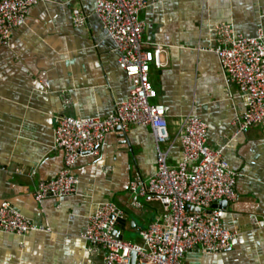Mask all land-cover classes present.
<instances>
[{"label":"crops","instance_id":"0c3cea01","mask_svg":"<svg viewBox=\"0 0 264 264\" xmlns=\"http://www.w3.org/2000/svg\"><path fill=\"white\" fill-rule=\"evenodd\" d=\"M75 10H82L83 26L75 24ZM141 19L144 49H167V66H153L150 80L157 91L152 103L167 110L168 163L181 162L183 120L195 115L208 125L213 149L227 145L224 157L238 174V200L223 207L224 225L238 232L232 248L220 254L196 248L184 262L264 264V125L234 137L245 103L213 51L223 24L248 37L264 31V0L164 1ZM119 58L95 15V0H40L10 45L0 47V206L10 202L50 229L25 237L0 230V264H105V251L82 237L101 205L113 202L125 211L118 230L131 243H141V230L163 216L160 201L142 199L136 208L130 194L135 178L148 180L157 171L156 139L148 126L112 132L99 157L82 158L74 168L80 180L76 195L42 202L34 197L38 185L64 167V155L55 148L57 118H106L128 99Z\"/></svg>","mask_w":264,"mask_h":264},{"label":"built area","instance_id":"2783aa9c","mask_svg":"<svg viewBox=\"0 0 264 264\" xmlns=\"http://www.w3.org/2000/svg\"><path fill=\"white\" fill-rule=\"evenodd\" d=\"M39 1L0 0V47L10 45L13 33L25 26ZM164 1L173 0H95V15L120 53L119 66L128 79L130 95L106 118H57L55 148L64 155V167L55 179L41 182L34 194L37 202L76 195L80 185L74 173L76 164L84 157H99L108 134L126 132L132 126L151 127L157 146V171L148 180L135 178L130 194L133 207L140 208L142 199H156L163 204L164 214L141 230V243H131L122 239L118 230L125 211L113 202L101 205L82 237L105 251V264H132L133 255L136 264H186V255L194 249L206 254L224 253L238 236L224 225V210L219 207L223 201L237 202L238 174L224 157L227 145L217 149L210 146L205 121L195 115L183 120L182 160L178 166L168 163L169 153L164 148L170 140L167 110L152 103L157 91L150 80L153 66H167V49L162 45L144 49L146 23L141 19L152 4ZM85 20L82 10L74 11L76 25L83 26ZM217 39L219 46L213 51L226 81L238 87L245 103V111L234 121L237 137L264 125V31L248 37L223 24L217 29ZM65 103L69 105V101ZM0 230L22 237L50 231L7 201L0 206Z\"/></svg>","mask_w":264,"mask_h":264},{"label":"water","instance_id":"95a60500","mask_svg":"<svg viewBox=\"0 0 264 264\" xmlns=\"http://www.w3.org/2000/svg\"><path fill=\"white\" fill-rule=\"evenodd\" d=\"M124 138H126V137H124ZM225 205H228V202H226V201H223L220 205H219V207H224ZM197 212H199V210H197ZM123 223H125V221H122ZM121 238L122 239H125V237L124 236H121ZM132 264H136V255H133V258H132Z\"/></svg>","mask_w":264,"mask_h":264}]
</instances>
